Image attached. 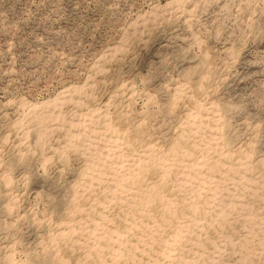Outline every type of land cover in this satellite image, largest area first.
<instances>
[{"label":"rangeland","instance_id":"1","mask_svg":"<svg viewBox=\"0 0 264 264\" xmlns=\"http://www.w3.org/2000/svg\"><path fill=\"white\" fill-rule=\"evenodd\" d=\"M233 263L264 264V0H0V264Z\"/></svg>","mask_w":264,"mask_h":264},{"label":"bare ground","instance_id":"2","mask_svg":"<svg viewBox=\"0 0 264 264\" xmlns=\"http://www.w3.org/2000/svg\"><path fill=\"white\" fill-rule=\"evenodd\" d=\"M62 95V94H61ZM64 95V94H63ZM63 100V99H62ZM57 100L55 99H53V100H45V101H43V102H41L40 104H35V105H32L31 107H33V109H35V110H37V109H39V110H41V109H46L45 110V112L43 111L42 113L43 114H41L39 117L41 118V119H48V118H50V117H52V118H54L55 116L56 117H60L59 116V114H57V115H55V112L51 109V108H55V106H57ZM81 114V113H80ZM74 115H76V114H74ZM92 118V117H91ZM187 118H189V117H187ZM56 119V118H55ZM79 119V118H78ZM196 120V119H195ZM20 121V120H19ZM74 122V121H73ZM216 122V121H215ZM72 123V122H71ZM69 124V125H71L72 126V124ZM67 124V123H66ZM81 126V125H80ZM204 126H205V124H204ZM208 126V125H207ZM209 128V127H208ZM215 129V128H214ZM197 130V129H196ZM43 132V131H42ZM79 132V131H78ZM193 132V131H192ZM41 133V132H40ZM77 137H80L79 135L77 136ZM115 141V140H114ZM206 141V140H205ZM210 141V140H209ZM209 141H207V142H209ZM103 152V151H102ZM191 154V153H190ZM189 154V155H190ZM191 156V155H190ZM107 158V157H106ZM109 158V157H108ZM184 161V160H183ZM183 165V164H182ZM113 168V167H112ZM187 168V167H186ZM226 169V168H225ZM199 170V169H198ZM200 171V170H199ZM227 172V171H226ZM184 174V173H183ZM204 174V173H203ZM176 176V175H175ZM206 176V175H205ZM202 177H204L203 175H202ZM86 178H87V176H86ZM106 178V177H105ZM113 178V177H112ZM181 178V177H180ZM192 178V177H191ZM133 180V179H132ZM98 181V180H97ZM181 182V181H180ZM235 183V182H234ZM181 184H182V182H181ZM191 186V185H190ZM187 190V189H186ZM215 191V190H214ZM122 192V191H121ZM234 194V193H233ZM253 197V196H252ZM114 201V200H113ZM220 203H222V202H220ZM193 206V205H192ZM238 207V206H237ZM195 213V212H194ZM103 215V214H102ZM183 215H185V214H183ZM186 216V215H185ZM185 216H183V217H185ZM251 218V217H250ZM179 221V220H178ZM259 221V220H258ZM198 222V221H197ZM190 225V224H189ZM158 226V225H157ZM81 228V227H80ZM187 229V228H186ZM199 230V229H198ZM122 234V233H121ZM185 234V233H184ZM109 235V234H108ZM128 235V234H127ZM109 237H111V236H109ZM118 239V238H117ZM246 239V238H245ZM110 240V239H109ZM184 240V239H183ZM250 241V240H249ZM119 242V241H118ZM247 242V241H246ZM120 244V243H119ZM194 244V243H193ZM247 244V243H246ZM132 245V244H131ZM196 245V244H195ZM104 247V246H103ZM106 247V246H105ZM144 247V246H143ZM95 249V248H94ZM203 249V248H202ZM120 250V249H119ZM95 252H97V251H95ZM196 252V251H195ZM128 253V252H127ZM141 253V252H140ZM101 256V255H100ZM204 256V255H203ZM178 258V257H177ZM110 259H112V258H110ZM132 259V258H131ZM119 260V259H118ZM128 261V260H127ZM184 261H185V259H184ZM187 261V260H186ZM117 263V262H116ZM125 263V262H124ZM187 263V262H186ZM234 264V263H233Z\"/></svg>","mask_w":264,"mask_h":264}]
</instances>
